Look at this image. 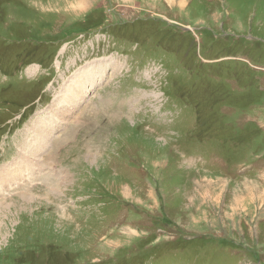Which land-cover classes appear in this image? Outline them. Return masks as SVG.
<instances>
[{"label":"rangeland","instance_id":"374dc122","mask_svg":"<svg viewBox=\"0 0 264 264\" xmlns=\"http://www.w3.org/2000/svg\"><path fill=\"white\" fill-rule=\"evenodd\" d=\"M245 184L264 0H0V264H264Z\"/></svg>","mask_w":264,"mask_h":264},{"label":"bare ground","instance_id":"6f19581e","mask_svg":"<svg viewBox=\"0 0 264 264\" xmlns=\"http://www.w3.org/2000/svg\"><path fill=\"white\" fill-rule=\"evenodd\" d=\"M76 1V0H75ZM97 63V62H96ZM116 65H118V64H116ZM91 66H94V65H91ZM115 66V65H114ZM119 68V67H118ZM91 68H89V70H90ZM115 69H116V67H115ZM94 70V69H93ZM98 71V70H97ZM82 72V71H81ZM89 74V73H88ZM93 74V73H92ZM83 74H81L79 77H78V79H76V83H77V87H74V88H71V89H69V91H66V92H68L65 96H64V98H66V101H67V105H68V109H71V110H73L74 109V103L78 100H82V96H84V95H82V89H83V87L82 86H80V85H82L83 83H85V81H87L88 79L87 78H89L88 76H85V77H83L82 76ZM109 75V74H108ZM94 77V76H93ZM70 79V78H69ZM89 81V80H88ZM90 82V81H89ZM69 88V87H68ZM67 90V89H66ZM96 91V90H95ZM96 93V92H95ZM62 100V99H61ZM65 101V102H66ZM58 103V102H57ZM54 104V103H53ZM60 104V103H59ZM77 104V103H76ZM58 105V104H57ZM61 105V104H60ZM58 112H55L54 114H57V115H64V114H66L67 113V109L65 108H62V109H58L57 110ZM70 113V112H69ZM48 115V114H47ZM62 115V116H63ZM70 115V114H69ZM49 116V115H48ZM50 117V116H49ZM54 119H56V118H54ZM52 121V120H51ZM40 122V121H39ZM51 122H48V121H46V120H43L42 119V121L40 122V124L39 125H37V127L35 126V128H37L36 130H35V128H34V130H35V132H34V135H35V138H33V142L34 143H37L38 145V147H40L41 146V144H42V147L43 148H45L46 147V145L48 144V141L47 140H49V128L51 127V126H49V124H50ZM53 124H55V123H53ZM51 125V124H50ZM56 125V124H55ZM34 127V126H33ZM53 127V126H52ZM55 128V127H54ZM33 130V129H32ZM32 133V132H31ZM31 135V134H30ZM50 137H51V135H50ZM26 146L28 147L29 146V144H26ZM36 145H34V146H32V147H34V149H35V153H38L37 151L40 149V148H38ZM41 152L42 151H39V153L41 154ZM27 153H28V151H27ZM43 153V152H42ZM22 154V153H21ZM32 155V154H31ZM43 156V155H42ZM26 158H29V156H27ZM56 158V157H55ZM30 159V158H29ZM36 160V159H35ZM45 160V159H44ZM33 161V160H32ZM28 163V162H27ZM49 163V162H48ZM32 164H34V165H36L37 167H34V166H32V165H30V162H29V167L30 168H33V169H39V164L38 163H36V161H34V162H32ZM44 164H46V163H44ZM49 166H51V165H49ZM24 167V166H23ZM52 167V166H51ZM30 168L28 169V170H30ZM42 169V168H41ZM39 172H40V170L39 171H37V172H35L36 173V175H38L39 174ZM66 174V173H65ZM40 175V174H39ZM3 176V175H2ZM15 177V176H14ZM2 178V177H1ZM44 179H47L48 180V175L47 176H45V177H43ZM50 179V178H49ZM52 182H53V185L55 184V182L53 181V180H51ZM56 185V184H55ZM59 185V184H58ZM243 189H244V191L242 192V194H240L239 196L237 195L234 199H233V204H234V206L232 207V210H237V208L239 207V206H241V207H245V204H247V202H250V203H255V202H258L257 204H260V203H262L263 201H264V187H261V186H259L258 184L256 185V184H254V186L252 187V186H249V185H244V187H243ZM27 199H29V198H27ZM258 206V205H257ZM236 208V209H235ZM247 211V210H246ZM238 212V211H237ZM234 227V226H233ZM250 227V226H249ZM251 230V229H250Z\"/></svg>","mask_w":264,"mask_h":264}]
</instances>
